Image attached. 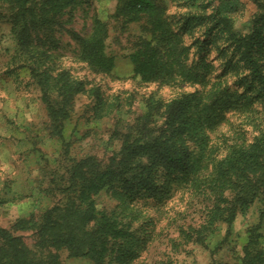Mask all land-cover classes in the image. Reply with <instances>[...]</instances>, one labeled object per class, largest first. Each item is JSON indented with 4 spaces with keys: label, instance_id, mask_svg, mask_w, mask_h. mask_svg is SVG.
<instances>
[{
    "label": "rangeland",
    "instance_id": "obj_1",
    "mask_svg": "<svg viewBox=\"0 0 264 264\" xmlns=\"http://www.w3.org/2000/svg\"><path fill=\"white\" fill-rule=\"evenodd\" d=\"M156 1L164 9V16H139L129 21L114 17V0H82L67 10L50 31L34 36L30 53H24L17 36L15 11L0 0V231L21 239L38 258H44L47 246L39 243L35 230L20 229L19 223L25 221L28 227L34 226L47 212L77 202L74 163L88 157L106 168L119 151L124 135L145 114L149 96L169 100L182 91L203 88L145 83L134 72L130 55L147 42L157 43L158 20L165 18L173 33L184 34L190 65L200 57L199 42L208 25H195L187 31V18L229 11L235 30L247 33L259 11L251 0ZM97 19L107 24L104 54L115 61L111 72L85 62L76 40L77 35L89 37ZM218 46L223 47V43ZM203 55L213 65L209 79L214 82L216 76L223 75L224 62L217 47L209 48ZM64 72L81 82L86 92L74 98L70 117L56 130L41 83L47 78L55 85ZM239 73L242 76L245 72ZM221 81L231 91H243L237 71ZM263 133L264 105L255 102L249 108L228 112L215 131L207 132L210 153L198 180L174 183L169 196L161 201L155 197L137 198L123 214L113 196L118 189H104L93 196L99 212L115 211L122 216L120 219L127 216L124 224L138 218L133 229L142 243L135 247L136 257H122L119 247L123 243L118 240L115 246L110 242L107 263L241 264L243 247L255 231L263 236L264 246V178L251 176L239 183L236 192L229 189L224 193V198L235 205L247 192L251 193L252 203L244 212L238 209L231 225L221 221V189L208 181L216 162L255 143ZM192 150L199 152L197 146ZM58 254L62 264H93L87 259L69 258L66 250Z\"/></svg>",
    "mask_w": 264,
    "mask_h": 264
},
{
    "label": "trees",
    "instance_id": "obj_2",
    "mask_svg": "<svg viewBox=\"0 0 264 264\" xmlns=\"http://www.w3.org/2000/svg\"><path fill=\"white\" fill-rule=\"evenodd\" d=\"M1 1L13 7L21 50L30 53L32 38L44 30L50 31L67 10L82 0ZM114 1L115 18L135 21L139 16L165 15L156 0ZM251 1L259 11L247 33L235 30V20L229 11H216L211 16H193L185 20L187 31L195 25H208L204 39L199 42L200 57L190 65L187 64L188 48L183 42L184 34L173 33L165 18L158 20L157 43L147 42L142 49L130 55L134 72L145 83L200 85L203 88L182 91L169 100L149 96L145 101V114L124 135L119 151L106 168L102 169L88 157L74 163L72 174L77 202L62 210L47 212L34 226L28 227L25 221L19 223L20 229L35 230L39 243L47 246L44 258H38L21 239L0 231L3 240L0 264H62L58 254L61 250H66L69 258L110 264L107 263L110 242L115 246L118 240L123 243L119 247L122 257L131 260L136 257L135 247L142 243L140 237H135L133 229L138 218L124 224L127 216L120 219L122 216L115 211L111 214L99 212L93 196L104 189H118L113 196L118 202L117 207L122 210L121 214L137 198L147 196L163 200L169 196L174 183L187 184L198 180L210 153L207 132L215 131L228 112L249 108L255 102L264 105V3L262 0ZM106 35L107 24L97 19L92 34L89 37L77 35L76 40L85 62L111 72L115 61L104 54ZM219 42L223 47L219 48ZM213 47H217L224 70L223 75L216 76L211 82L213 65L203 54ZM235 71L242 92L231 91L221 81L222 77ZM239 71L245 73L241 76ZM41 86L49 114L57 125L55 129L59 130L70 117L74 98L86 90L68 72L61 73L55 85L44 78ZM159 122L161 126H158ZM193 146L199 148L198 153L192 150ZM251 176L264 178V133L255 143L241 147L215 163L208 181L221 189V221L231 225L238 209L244 212L250 206L251 193L247 192L237 205L228 202L224 193L229 189L236 192L239 183ZM223 204L227 205L222 207ZM242 251L241 264H264L263 236L258 231L253 232Z\"/></svg>",
    "mask_w": 264,
    "mask_h": 264
}]
</instances>
